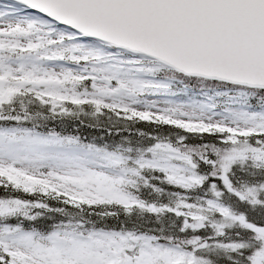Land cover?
<instances>
[{"label": "snow or ice", "instance_id": "6c2138e0", "mask_svg": "<svg viewBox=\"0 0 264 264\" xmlns=\"http://www.w3.org/2000/svg\"><path fill=\"white\" fill-rule=\"evenodd\" d=\"M0 264H264V0H0Z\"/></svg>", "mask_w": 264, "mask_h": 264}]
</instances>
